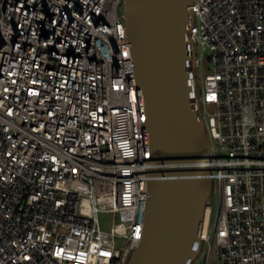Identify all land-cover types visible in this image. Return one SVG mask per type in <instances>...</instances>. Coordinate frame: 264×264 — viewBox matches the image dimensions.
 <instances>
[{
	"label": "built area",
	"instance_id": "built-area-1",
	"mask_svg": "<svg viewBox=\"0 0 264 264\" xmlns=\"http://www.w3.org/2000/svg\"><path fill=\"white\" fill-rule=\"evenodd\" d=\"M124 4L0 0V264H129L141 243L151 165ZM190 9L218 197L193 264L205 248L264 264V0Z\"/></svg>",
	"mask_w": 264,
	"mask_h": 264
},
{
	"label": "water",
	"instance_id": "water-1",
	"mask_svg": "<svg viewBox=\"0 0 264 264\" xmlns=\"http://www.w3.org/2000/svg\"><path fill=\"white\" fill-rule=\"evenodd\" d=\"M195 0H125L145 132L148 208L145 232L129 264H193L202 252L212 205L214 156L187 37Z\"/></svg>",
	"mask_w": 264,
	"mask_h": 264
},
{
	"label": "rangeland",
	"instance_id": "rangeland-1",
	"mask_svg": "<svg viewBox=\"0 0 264 264\" xmlns=\"http://www.w3.org/2000/svg\"><path fill=\"white\" fill-rule=\"evenodd\" d=\"M122 12L124 13V6L121 8V13ZM206 71L207 70H205V72ZM217 200H218L217 195L213 196L212 202L214 206V211L218 203ZM99 218H100L101 224L103 225L104 229H109V227L114 224V218L110 214H100ZM117 242H119V246H123L125 244V241L122 238H118ZM207 257H208V252H207V249L205 248L203 250V255L199 258V260L195 264H207L208 262ZM212 264H217L215 258H213Z\"/></svg>",
	"mask_w": 264,
	"mask_h": 264
},
{
	"label": "bare ground",
	"instance_id": "bare-ground-1",
	"mask_svg": "<svg viewBox=\"0 0 264 264\" xmlns=\"http://www.w3.org/2000/svg\"><path fill=\"white\" fill-rule=\"evenodd\" d=\"M208 209L207 210H205V213H204V216H203V221H204V223H203V227H202V230H203V228L206 226V223H207V221H206V219L208 218Z\"/></svg>",
	"mask_w": 264,
	"mask_h": 264
}]
</instances>
